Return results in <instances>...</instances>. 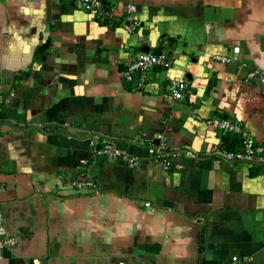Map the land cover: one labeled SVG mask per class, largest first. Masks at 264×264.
Returning <instances> with one entry per match:
<instances>
[{
  "label": "crops",
  "instance_id": "1",
  "mask_svg": "<svg viewBox=\"0 0 264 264\" xmlns=\"http://www.w3.org/2000/svg\"><path fill=\"white\" fill-rule=\"evenodd\" d=\"M101 1L118 18L134 6L138 28L76 0H0V215L17 240L0 264H264V165L217 157L237 139L206 124L240 123L264 150V83L245 80L264 72V0ZM140 52L172 64L128 82ZM172 81L186 84L180 101ZM97 138L137 166L98 154ZM159 144L187 151L178 170L150 163ZM82 160L92 195L71 187Z\"/></svg>",
  "mask_w": 264,
  "mask_h": 264
},
{
  "label": "built area",
  "instance_id": "2",
  "mask_svg": "<svg viewBox=\"0 0 264 264\" xmlns=\"http://www.w3.org/2000/svg\"><path fill=\"white\" fill-rule=\"evenodd\" d=\"M76 7L94 19L101 23L117 24L127 33H133L138 28V21L136 16V8L134 6H128L125 14L122 18L115 16L114 9L109 8L103 4L101 0H76ZM234 53L238 54L239 49L235 48ZM215 60L220 63H229L236 61L237 57H215ZM172 64V59L166 52H160L157 54H150L140 52L136 54L135 58L125 65L123 71V78L131 82L135 75H139L142 82L145 81L146 73L155 68L168 69ZM246 81L256 80L259 83H264V72L258 69L251 70L246 76ZM185 82L172 81L169 84L168 91L169 96L174 101H180L187 93ZM4 101L0 97V118H4ZM209 126L213 127L221 133V135H234L240 141V146L235 151L226 150L222 147L214 154L227 163H244V164H258L264 165V150L258 147L250 133L240 124L230 119L219 117L213 118L206 122ZM101 143L97 149V153L109 156L113 158L124 157L125 163L129 166H137L138 160L135 157H131L127 152L114 146V142L109 138H97ZM91 145H94L92 141ZM96 145V144H95ZM150 156V163L157 164L162 167L163 171H169L171 169L178 170L179 165H176L174 159L181 154V152L187 151H172L167 150L163 145L158 146L150 145L147 149ZM81 165L87 167L88 164L85 160L81 161ZM87 171V170H86ZM71 187L74 191H80L85 189L86 192L94 191V181L86 173H80L76 181L71 183ZM16 238L7 235L5 231V224L3 217L0 215V251L11 250L16 245ZM234 261L236 258L233 259Z\"/></svg>",
  "mask_w": 264,
  "mask_h": 264
},
{
  "label": "trees",
  "instance_id": "3",
  "mask_svg": "<svg viewBox=\"0 0 264 264\" xmlns=\"http://www.w3.org/2000/svg\"><path fill=\"white\" fill-rule=\"evenodd\" d=\"M105 24H107V25H109L108 23H105ZM50 40H46L44 43H42L41 45H39L37 48H36V50H35V53H34V57H33V61L34 62H37V61H44V56H45V53L46 52H48V48H49V46H50ZM38 53H44L42 56H41V60H39L38 59ZM25 75V73H21L18 77L20 78V77H22V76H24ZM21 79V78H20ZM20 79H18V81L20 80ZM224 118V117H223ZM3 118H0V121L2 120ZM223 136H234V135H223ZM234 137H236V136H234ZM236 139H237V143H238V145H237V147L239 148V146H240V141H239V139L236 137ZM224 144H226V146H225V149L226 150H229V151H235V150H230V149H228V146H230L231 145V143L229 142V141H225V143ZM122 150V149H121ZM168 150V149H167ZM170 151V150H169ZM122 158V157H121ZM86 168L87 167H85V166H83V169H81L80 170V172L79 173H86ZM75 179V178H74Z\"/></svg>",
  "mask_w": 264,
  "mask_h": 264
},
{
  "label": "rangeland",
  "instance_id": "4",
  "mask_svg": "<svg viewBox=\"0 0 264 264\" xmlns=\"http://www.w3.org/2000/svg\"><path fill=\"white\" fill-rule=\"evenodd\" d=\"M90 142H91V140H90ZM94 191H91V192H86V190L85 189H81L79 192L78 191H76L77 193H74V194H77V195H92V194H94V193H96L97 192V186L95 185V183H94Z\"/></svg>",
  "mask_w": 264,
  "mask_h": 264
},
{
  "label": "water",
  "instance_id": "5",
  "mask_svg": "<svg viewBox=\"0 0 264 264\" xmlns=\"http://www.w3.org/2000/svg\"><path fill=\"white\" fill-rule=\"evenodd\" d=\"M154 144H155V145H157V144H158V141H157V140H155V141H154ZM98 148H99V147H97V149H98Z\"/></svg>",
  "mask_w": 264,
  "mask_h": 264
}]
</instances>
